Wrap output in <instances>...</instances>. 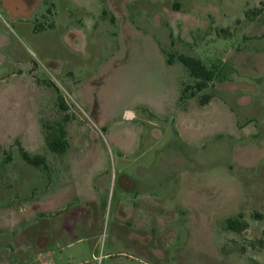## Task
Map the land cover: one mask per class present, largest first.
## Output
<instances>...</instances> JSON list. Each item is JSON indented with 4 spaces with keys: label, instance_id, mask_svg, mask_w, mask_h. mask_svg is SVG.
<instances>
[{
    "label": "rangeland",
    "instance_id": "rangeland-1",
    "mask_svg": "<svg viewBox=\"0 0 264 264\" xmlns=\"http://www.w3.org/2000/svg\"><path fill=\"white\" fill-rule=\"evenodd\" d=\"M181 57L215 74L195 98ZM0 264H264V0H0Z\"/></svg>",
    "mask_w": 264,
    "mask_h": 264
},
{
    "label": "flooded vegetation",
    "instance_id": "flooded-vegetation-1",
    "mask_svg": "<svg viewBox=\"0 0 264 264\" xmlns=\"http://www.w3.org/2000/svg\"><path fill=\"white\" fill-rule=\"evenodd\" d=\"M172 60L170 59L169 61L167 60V64H172ZM208 101H209V96L206 100V102L204 103H201L202 105H206L208 104ZM59 108L62 110V111H67L68 110V107L66 105L65 102L61 101L59 99ZM143 111L145 110V108H136L135 110H131V109H128L126 107H123L122 108V111H121V117H123V120L125 121H128L130 123H135L136 125H139L140 127H142L143 129L146 127V126H149L146 124V120L145 118H142L140 117V112L138 111ZM76 119V118H75ZM76 122H77V119H76ZM68 125H69V119L68 117H65L63 118L62 120L60 121H56V122H53V123H49V124H46L45 125V132L43 134V142L45 144V149H46V153H47V156H51V155H57V156H66V154L69 152V149H70V134H69V128H68ZM77 132L79 133V139L83 142H85L86 146H87V149H81V150H78L76 151L77 155H75L74 157H77V156H81L82 154H85L86 151L89 149L90 145H89V142H87L84 134H83V130H82V124L81 122H77ZM153 134V133H152ZM153 136V135H152ZM58 143V144H63V143H66L67 142V148L66 150H64L63 152H58L56 153L55 151L52 150L51 148V145L50 143ZM44 157V156H43ZM44 167L47 168V176L51 173L50 171V167L48 165V161L46 160V157H44ZM134 160V159H133ZM127 171V170H125ZM124 171V172H125ZM61 174V172H60ZM124 178H123V182H122V190H123V193L125 195V198L127 199V201H130V200H137V194L139 193L138 192V183L137 181L130 177L127 173H124ZM50 182L47 181V191L49 190V187H50ZM61 186H62V190H61V194H58L57 198H61V195L64 194L62 200L66 199L67 197L71 196V194H74L75 197H78V192L76 193H72L70 192V188H69V183H67L65 180H63L61 182ZM50 191H48L49 193ZM137 193V194H136ZM127 196V197H126ZM79 198H81L79 196ZM54 197H50L48 196L47 197V208L49 206H51L52 202L54 201ZM139 200H142V199H139ZM90 201V200H89ZM87 201V202H89ZM90 202H93V201H90ZM139 202V201H138ZM126 215L128 216L129 215V210L126 208ZM241 218H242V214L239 213L238 217L237 218H228L226 220V228L230 231H233V232H236V233H240L242 231H244L246 228H247V224L242 222L241 221ZM230 221H235L237 222L238 226H239V229L240 230H233V229H230L229 228V222ZM243 224V229L241 230V226Z\"/></svg>",
    "mask_w": 264,
    "mask_h": 264
},
{
    "label": "trees",
    "instance_id": "trees-1",
    "mask_svg": "<svg viewBox=\"0 0 264 264\" xmlns=\"http://www.w3.org/2000/svg\"><path fill=\"white\" fill-rule=\"evenodd\" d=\"M179 61L185 66L187 69L189 76L193 79L194 84L192 86H185L182 91V96L189 92L188 97L189 98H195L199 93H201L204 89H206L209 85V83L212 82L214 79V72L213 70L207 69L201 61L191 59V58H184L181 57ZM208 97H205L204 99H201V103L206 102ZM51 148L56 153L63 152L67 148V142L63 144L58 143H50ZM20 154L22 159L29 165L39 167L41 165H44V157L35 155H30L27 151L20 148ZM243 224L241 226V230L243 229ZM229 228L233 230H240L237 222L230 221L229 222Z\"/></svg>",
    "mask_w": 264,
    "mask_h": 264
}]
</instances>
